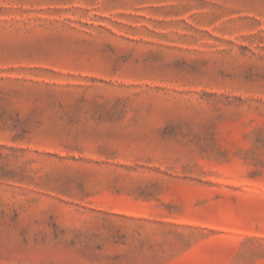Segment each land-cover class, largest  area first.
<instances>
[{"label":"rangeland","instance_id":"374dc122","mask_svg":"<svg viewBox=\"0 0 264 264\" xmlns=\"http://www.w3.org/2000/svg\"><path fill=\"white\" fill-rule=\"evenodd\" d=\"M0 264H264V0H0Z\"/></svg>","mask_w":264,"mask_h":264}]
</instances>
